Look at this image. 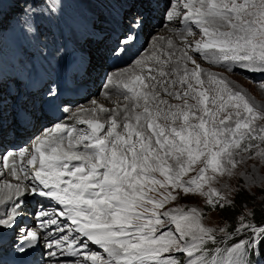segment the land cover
I'll return each mask as SVG.
<instances>
[{"label":"snow or ice","instance_id":"6c2138e0","mask_svg":"<svg viewBox=\"0 0 264 264\" xmlns=\"http://www.w3.org/2000/svg\"><path fill=\"white\" fill-rule=\"evenodd\" d=\"M153 2L126 0L130 6ZM175 3L186 9L181 23L188 25V33L195 25L202 34L194 44L186 42L175 63L169 51L167 59L158 58L119 81L122 87H117L116 95L126 103L91 109L93 118L80 120L89 131L56 124L35 137L27 159L31 173L23 164L16 167V155L23 158L26 149L0 155L5 167L13 158V177L19 178L18 171L24 177L14 192L5 195L4 200L12 203L0 215V231L15 234V254L29 256L43 239L40 264H61V256L83 257L72 264H261L251 258L264 257V224L253 222L254 211L240 214L232 231L241 238L226 250L229 258L220 260L211 251L215 233H231L205 226L197 208L165 205L181 193H198L207 197L211 208L234 206L235 200H228L213 182L223 175L242 179L235 170L245 155L264 159V127L256 123L264 120V107L253 104L224 77L205 74L189 54L190 50L221 66L238 64L264 74V0H169V21L181 15ZM144 19L140 11L121 16L119 23L126 32L114 51L123 50L119 45L131 41L129 33ZM188 62L194 66L191 71ZM205 75L215 86L211 90L204 87ZM260 87L264 90V83ZM3 91L0 84V141L18 135L31 116L27 108L15 106L7 113ZM101 113L107 115L106 121H101ZM243 175L252 183L239 184L236 194L251 186L264 190V180L257 181L248 171ZM29 177L31 183L26 182ZM28 196L45 198L48 204L37 201L38 207L29 211ZM53 201L57 211L50 212ZM90 244L102 254L89 253Z\"/></svg>","mask_w":264,"mask_h":264},{"label":"rangeland","instance_id":"374dc122","mask_svg":"<svg viewBox=\"0 0 264 264\" xmlns=\"http://www.w3.org/2000/svg\"><path fill=\"white\" fill-rule=\"evenodd\" d=\"M84 1L86 2V0ZM87 1L90 3L97 2L98 4H101L104 8H106L104 5V0ZM56 3H62L64 5V12L62 16L59 14L55 7ZM53 6L55 7V11L52 10ZM4 11L5 14L0 15V28H5V30L9 32V35L13 36L14 42L8 43L5 40L3 43L0 42V53L2 55V60L0 59V63H4L3 57L7 59L8 62L10 61V58H12L13 61H16L19 64V67L23 68V76L30 75V72L28 71L29 68H33L36 74H38L40 71L39 69H41L35 63L37 56H35L34 52L32 51V41L36 39L38 41V44H40L41 46L42 44L45 46L47 45V43H55L57 35L60 34V32H62L63 30L71 38H74L78 32L75 39L80 38L81 30L84 29L83 24H81V20H85L86 22V7L82 4L81 0H36L34 6L22 3L18 0H7V7L4 9ZM16 18L19 20V27L23 32V41L18 40L16 35L14 34L13 27L18 31V20ZM65 21L68 23V25ZM74 23L77 24L78 29L75 28ZM167 26L170 25L168 24ZM162 29L163 28L158 25L154 26V34H157L156 36L160 34L162 39L163 37L167 38V33L163 32V34L161 32ZM175 29L176 27L173 25L170 28L174 35H176V39L181 40V38L178 37V32ZM0 30L2 31V29ZM40 31H44L45 33L44 37H41V41H39ZM162 39L160 41H162ZM177 40L176 42L171 41L172 44L170 47L184 50V45ZM159 43L161 45L163 44V46H165L166 44L165 41ZM175 43H177L178 45L176 46ZM23 45H26V48ZM20 50L23 51V54L20 53ZM26 50L31 54L30 61H23V57H26ZM197 58L195 57L197 63L200 65V68L204 73L209 70L213 74H218L219 76L224 77L226 80L230 81L235 88L242 90L253 104L264 107V90H262L260 87L261 83H264V74L254 73L251 71L247 72L246 70L240 68L237 64H231V66H227V64H225L224 66H221L220 63L213 64L208 61L206 62V60L204 63L203 59L199 57ZM176 60L177 58L173 63H175ZM9 64L12 65L11 62H9ZM130 66L131 63H128L126 65L127 68ZM187 66L189 71H191L194 67L191 62H188ZM4 68L6 73L10 76L8 78V81H15V76L10 75L12 69L8 66H5ZM204 80L205 88L211 90L215 87L208 81L207 75L204 76ZM5 84L6 83H4V85ZM91 98L99 100L98 102L104 103L108 108H110L112 105L116 107L118 103L121 105L125 103L124 100L119 101V99H116V97L110 98L111 100L109 99L108 102L96 95H94V97L91 96ZM164 98L168 99L169 102L173 104L180 103V101L169 97ZM85 102L87 106V102L89 103V99H87ZM191 102L192 101H190V103ZM256 123L259 127H264V120H257ZM256 142L259 143L258 140ZM235 171L242 175V179L238 177H229L227 175H223L218 176L217 180L213 182V187L218 189L223 195H226L228 197V200H233V197L236 193L235 189L239 184H242L245 180H248L250 184L252 183V178L250 176L243 175L245 171L254 174L257 181L264 180V159H260L258 156L248 158L247 155H245V161L240 164ZM191 175H195V173L190 172L189 176ZM185 179H188V177L186 176ZM240 191L251 196L249 197V199H251L250 203L252 205L253 203H264V190H262V186H251L247 190ZM252 205L248 204V202L243 203L242 213H247L251 209ZM177 206L185 209L197 208L203 213L202 222L205 226L217 229L222 227L226 229L228 221L220 215L218 207L211 208L208 206L207 197L205 196H201L198 193L188 195H184L181 193L177 200L169 201V203L165 205V208H174ZM239 216L240 214L238 215V219ZM215 235L217 239L225 237V234L219 231H217ZM237 242H239V240L235 242H226L218 246L213 251V257L220 260H227L230 254L226 250L228 248H231L232 245ZM258 260L261 261L259 257ZM261 264H263L262 261Z\"/></svg>","mask_w":264,"mask_h":264},{"label":"bare ground","instance_id":"6f19581e","mask_svg":"<svg viewBox=\"0 0 264 264\" xmlns=\"http://www.w3.org/2000/svg\"><path fill=\"white\" fill-rule=\"evenodd\" d=\"M81 2H82V4L85 6V7H87V8H89L90 7V5H89V3H87V2H85L84 0H81ZM153 25H155V23H148L147 24V26H146V32H149L151 29H152V26ZM169 25L170 26H165V28H163L162 30H161V32L163 33V32H166L167 33V38L166 37H163V39H162V37L160 36V34L158 35V36H154V38L156 39V41L158 42H162V41H165L166 42V44H165V47H167L169 50H176V48H171L170 47V45H169V41H173V42H176V35H174V33L172 32V30H170V28H171V23H169ZM164 34V33H163ZM178 34V33H177ZM178 36H179V34H178ZM162 39V41H160ZM167 39V40H166ZM158 42V43H159ZM176 44V46L178 45L177 43H175ZM163 45V44H162ZM175 46V47H176ZM180 46V45H179ZM156 49V48H155ZM182 49H177L176 50V52H177V54H179L180 56L182 55ZM101 53V52H100ZM100 53H97V55L95 56V58H96V60L97 59H99V55H100ZM197 58V57H196ZM178 59V58H177ZM198 59V58H197ZM203 61H204V63H205V60L203 59ZM128 62L129 61H124V62H122V63H120V64H118V65H116L113 69H112V75L114 76V78H116V79H118V78H122V77H127V75H128V73L130 72V70H132V71H135V72H137V73H140L141 72V70H142V68H136V67H132L131 69L130 68H127L126 67V65L128 64ZM207 62V61H206ZM130 65V64H129ZM181 65H183V61L181 62ZM238 65V64H237ZM227 66H228V64H227ZM231 66V65H230ZM234 66V65H233ZM188 67V66H187ZM206 71V70H205ZM208 73H211L209 70L205 73V74H208ZM206 76V75H205ZM100 87H101V83H100V85H98L97 86V88H96V90H92V92H94L95 93V95L96 96H99V97H101V98H103V100H105V101H107L108 102V100L110 99V98H112V97H115V95H116V90H117V87H112V86H108L107 87V90L109 91V94L108 95H104L101 91H100ZM41 92H42V88L39 90H37V94H41ZM31 95H33V93H31ZM116 99H119V101H123V99H122V97H116ZM87 100V99H86ZM86 100H84V102L86 101ZM111 100V99H110ZM97 102V101H96ZM85 104H86V102H85ZM90 104H91V101H89V103L87 102V106L86 107H82V108H79V113H88L89 111H91V109H93L91 106H90ZM113 108H115L113 105L110 107V108H108V109H113ZM87 110V111H81V110ZM101 116L103 117V119L105 118V116H106V114H104V113H101ZM46 122H45V120H41V123L40 124H42V125H44ZM50 123H52V122H49L48 124H50ZM38 127H40V125H37V126H35V128H38ZM30 133H31V131H26L23 135H22V139H21V141H22V143H26L27 141H28V139H29V135H30ZM33 143V141L31 140L30 141V145ZM19 158H20V156H18ZM11 166H12V160H9L8 161V167L7 168H0L1 169V171H2V173H0V196H2V195H5V194H7V193H10V192H12V188L13 187H9L10 186V184L8 183V182H10L11 180L10 179H15L16 177H13L12 176V173H11ZM17 169L19 170V167L17 166ZM7 172H9V173H7ZM20 176V173H19V171H18V177ZM14 182V181H13ZM13 185H15V182H14V184Z\"/></svg>","mask_w":264,"mask_h":264},{"label":"trees","instance_id":"16d2710c","mask_svg":"<svg viewBox=\"0 0 264 264\" xmlns=\"http://www.w3.org/2000/svg\"><path fill=\"white\" fill-rule=\"evenodd\" d=\"M249 197L250 195L244 194L242 191H239V194L234 195L233 199L235 200L234 206H226L225 208L221 209L218 207V210L220 212V215L225 218L228 223L226 225V230L231 233L230 235H225V237L217 239L215 247L211 249L213 251L216 247L226 243V242H235L238 241L241 238L240 234H236L232 231V229L237 226L238 222V215L243 212L242 204L245 202H248V204L252 205L250 203ZM251 211L255 212V218L253 220L254 223H256L258 226L264 224V203H253L251 206ZM229 236V237H228ZM182 256V255H179ZM254 260H257V256L251 257ZM262 262L264 263V257H261ZM181 260V258H180Z\"/></svg>","mask_w":264,"mask_h":264}]
</instances>
